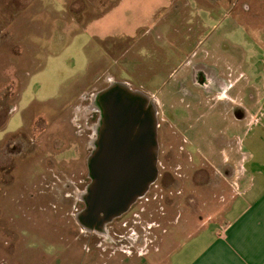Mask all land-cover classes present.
<instances>
[{
  "label": "rangeland",
  "instance_id": "1",
  "mask_svg": "<svg viewBox=\"0 0 264 264\" xmlns=\"http://www.w3.org/2000/svg\"><path fill=\"white\" fill-rule=\"evenodd\" d=\"M39 1L0 0V264H152L220 219L236 192L233 164L240 156L231 148L246 123L231 120L248 110L258 114L257 104L263 105L264 0H198L177 12V31L160 26L152 32V39L156 33L161 38L150 50L151 41H141L148 45L143 49L83 33V19L103 11L106 0L81 14L86 0H62L55 9ZM205 7L212 10L210 20L198 24L197 16L188 24ZM198 59L216 72L208 76L213 90L186 81L179 84L191 94L182 96L176 80ZM111 79L130 82L154 102L158 167L175 178L170 189L179 187L181 168L209 160L217 168L210 182L202 172L196 209L183 198L165 215L158 212L160 202L138 204L146 209L141 219L153 212L160 226L125 233L123 245L116 243L114 232L123 231L116 222L96 232L77 218L99 118L91 98ZM223 81L227 94L218 88ZM200 97L208 102L183 103Z\"/></svg>",
  "mask_w": 264,
  "mask_h": 264
},
{
  "label": "crops",
  "instance_id": "2",
  "mask_svg": "<svg viewBox=\"0 0 264 264\" xmlns=\"http://www.w3.org/2000/svg\"><path fill=\"white\" fill-rule=\"evenodd\" d=\"M40 1L44 2L41 6L44 9H55L54 4L57 2V6H60L62 2V0ZM100 1L86 0L78 13L81 14L80 11L83 12L84 9L87 11V9L100 8L102 5H96L100 4ZM198 3V0H106L107 5L103 11L83 19V33L98 42L130 40L145 49L144 46L148 45H143L141 41L160 40L161 37L157 33L153 39L151 38L152 32L160 26L177 31L179 20L177 23L175 20L179 19L181 14L177 12L189 11L190 5L198 6ZM205 9L202 15L192 13L188 24L195 25L197 16L198 24L200 21L208 22L212 10L207 7ZM152 45L155 44L150 43L149 50ZM161 47L158 45L157 48ZM198 51L201 50L195 49L194 53ZM208 54L209 51L204 49V56L207 57ZM202 64L209 65L201 59L186 63L189 68L185 66L176 83L188 81L187 83L193 84L194 69L201 67ZM211 64L217 66L213 62ZM225 64L226 70L230 69L231 64L228 61ZM213 72L215 70L210 71V74L212 75ZM213 79L217 82L215 76ZM233 84L235 82L232 81ZM184 92L186 95L188 89L184 88ZM206 99L209 98L200 97L198 100L183 101V103L184 105L201 104ZM258 100L262 101L264 98ZM258 100L255 102L258 103ZM257 105L258 114L250 113L248 110L239 119L233 117L231 120V122L245 120L246 129L243 135L237 137L238 145H232L231 148L232 154L236 152L240 156V161L236 165L233 164V178L236 177L233 182L237 188L221 218L209 220L205 226L185 238L160 260L157 259L156 262L153 260L152 264H264V101L262 107Z\"/></svg>",
  "mask_w": 264,
  "mask_h": 264
},
{
  "label": "water",
  "instance_id": "3",
  "mask_svg": "<svg viewBox=\"0 0 264 264\" xmlns=\"http://www.w3.org/2000/svg\"><path fill=\"white\" fill-rule=\"evenodd\" d=\"M96 94L100 115L87 160L91 181L77 218L100 231L156 179L158 139L156 107L143 91L110 84Z\"/></svg>",
  "mask_w": 264,
  "mask_h": 264
},
{
  "label": "flooded vegetation",
  "instance_id": "4",
  "mask_svg": "<svg viewBox=\"0 0 264 264\" xmlns=\"http://www.w3.org/2000/svg\"><path fill=\"white\" fill-rule=\"evenodd\" d=\"M194 79L195 82L193 84H200L207 85L205 89H210V91L213 90L212 84L213 82H210L208 79V76H211L210 71H208L205 67H195L194 72ZM107 86L110 84H127L129 87L132 86V84L128 81H118V80H108ZM194 84V85H195ZM220 85L218 88L221 89V92H225L227 94L228 92V84L223 82L219 83ZM131 85V86H130ZM182 84H177L179 91H182V96H190L191 93H187L185 95L184 86H181ZM227 85V86H226ZM176 84L173 86L175 87ZM209 86V87H208ZM132 88V87H131ZM134 89V88H133ZM171 92V91H170ZM188 98V97H187ZM223 103V102H222ZM225 103H228L226 101ZM224 110V109H223ZM95 112H98V110H94ZM100 115V114H99ZM91 116H94L92 114ZM99 119V118H98ZM159 126V125H158ZM157 135L159 137L158 129H157ZM186 135V134H185ZM189 137V136H188ZM191 148V150L194 148L192 145L188 147V149ZM210 148V146H209ZM159 156V149L157 153V157ZM105 162H103L104 164ZM159 160L157 159V177L156 179L148 186V189L145 191V193L141 196H139L132 204L131 206L122 214L119 216L113 218L111 221L105 224V227H103V230H108V226L112 227L113 224L116 222L120 228L123 230L119 235L115 231V235L118 236V239L116 241L117 244L123 245L122 242L123 238L125 237V233H128L131 231L132 233H137L140 229H145L150 231V229H153L154 227L160 226V223L153 220V212H149L147 216H144L143 220L141 217H143V213L146 211V209L143 206H139L140 208H136L138 204H145L148 203L150 200L153 202H160V210L158 211L161 215L167 214V211L169 210L170 204H173V200L175 199H186L188 201L189 206H192L194 209H196L198 196H200V188H201V175L202 172H204L208 177L206 178L207 182H210L212 177L210 174L212 173L211 169H215L216 165H213V163L209 160L206 162V165L204 163V167L197 166V165H191L190 167L184 168L181 170L184 171L183 173H180L181 178L178 180L177 183V190L176 192L173 191V189H170L175 184V178L172 176V173L170 170H164L162 169L159 171L158 167ZM164 168V167H163ZM217 169V168H216ZM224 171L227 172V168H224ZM215 172V171H213ZM91 181V178L89 176V170H88V162H87V175L83 179L82 187L84 188V191L86 190L87 186L89 185ZM156 187V191L155 188ZM180 188V189H178ZM178 216H181L180 212H178ZM150 217V218H149ZM142 221L145 223L143 224ZM142 223V224H141ZM139 228V229H138ZM138 229V230H137ZM137 230V231H136ZM141 232V230H140ZM142 233V232H141ZM143 234V233H142ZM130 237V235H129ZM130 247H133V245H129ZM150 254L149 251L143 252L140 255L146 257L147 254Z\"/></svg>",
  "mask_w": 264,
  "mask_h": 264
},
{
  "label": "bare ground",
  "instance_id": "5",
  "mask_svg": "<svg viewBox=\"0 0 264 264\" xmlns=\"http://www.w3.org/2000/svg\"><path fill=\"white\" fill-rule=\"evenodd\" d=\"M96 96H97V94L95 93L93 96H92V98H91V100H92V103L94 104V106H95V108L97 109L98 107L96 106ZM96 232H101V230L99 231V230H95ZM102 231H104L103 229H102Z\"/></svg>",
  "mask_w": 264,
  "mask_h": 264
}]
</instances>
